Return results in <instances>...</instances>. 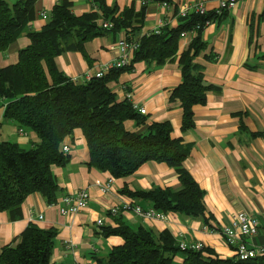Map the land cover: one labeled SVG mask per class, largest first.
Here are the masks:
<instances>
[{
  "label": "trees",
  "instance_id": "obj_1",
  "mask_svg": "<svg viewBox=\"0 0 264 264\" xmlns=\"http://www.w3.org/2000/svg\"><path fill=\"white\" fill-rule=\"evenodd\" d=\"M36 2L0 0V53L24 33L29 39L19 51L18 61L0 68V111L4 108V122L37 135L28 148L0 139V212L18 218L23 203L36 193L48 204L58 201L62 189L53 168L70 161L64 144L81 130L89 148L86 164L90 168L116 179L133 175L148 161L165 162L177 171L178 188L124 189V194L142 200L147 205L144 207L202 219L210 225L206 192L184 167L190 145L173 137L170 121L149 124L128 97L119 96L112 83L135 69L137 63H145L146 71L152 72L174 61L182 33L197 29L189 48L179 55L182 81L169 97L183 108L182 130L194 128V107L205 105L209 94L219 89L205 80L203 67L196 62L208 48L203 32L206 22H220L228 11L193 13L179 18L177 27L165 24L158 33L142 34L147 4L140 11L132 6L120 12L106 0H93L96 9L78 15L70 0H59L47 23L35 30L30 23L35 19ZM100 20L113 26L104 27ZM122 31L139 44L129 66L89 81L72 79L58 68L57 57L67 51H80L91 62L86 43L107 32ZM206 57L217 60L208 54ZM102 234L121 236L124 243L104 257H95L96 264H264V257L245 263L236 256L220 258L210 248L182 250L172 234L145 226L133 228L121 223L117 228L103 227ZM57 236L56 228L30 224L1 249L0 264H55L52 256Z\"/></svg>",
  "mask_w": 264,
  "mask_h": 264
},
{
  "label": "crops",
  "instance_id": "obj_2",
  "mask_svg": "<svg viewBox=\"0 0 264 264\" xmlns=\"http://www.w3.org/2000/svg\"><path fill=\"white\" fill-rule=\"evenodd\" d=\"M15 1V0H12ZM74 11L84 14L96 9L93 0H70ZM59 0H37L35 19L30 27L41 30L47 20L43 12L51 13ZM171 9L160 2L147 4L142 34L160 29L165 24L179 25V10L187 4L200 3L207 12L215 11L221 0H170ZM109 7L120 12L134 7L143 8L142 0H106ZM100 24L104 21L100 20ZM126 33L107 32L86 43L91 62L80 51H67L57 57L58 68L72 79L82 78L87 71L94 72L101 64L119 58L114 45ZM195 36L180 40L179 54L174 61L152 72L146 71L143 62L137 63L131 72L123 73L112 88L124 98L132 94V100L146 108L149 124L170 121L173 137L182 138L190 145V155L184 167L206 192V204L212 215L210 225L202 219H192L169 213V219L146 220L134 212H120L111 216L109 211L134 198L123 193L154 187H179L175 168L165 162L148 161L133 175L116 179L108 172L90 168L89 148L81 130L67 139L72 150L65 166L53 170L62 189L58 201L48 204L36 193L30 195L21 207L18 218L10 212H0V252L12 243L30 224L41 228H56L58 236L52 256L55 264H96L95 257L106 256L112 248L122 245L121 236L102 234L103 227L117 228L126 223L133 228L145 226L157 232H168L178 243L202 242L220 258L235 257V247L226 243L223 228L239 212L256 216L264 228V0H239L235 8L219 22H212L203 32L208 44L206 52L196 62L203 67L204 77L219 89L211 92L205 105L194 107L195 127L182 130L183 108L180 102H170V92L182 81L179 55L189 48ZM29 39L24 33L13 42L6 52L0 53V68L14 64L19 51ZM212 56L216 61L206 57ZM4 108L0 111V139L12 140L28 148L36 138L34 132L20 134L19 127L4 122ZM110 191L102 190L104 185ZM87 190L91 194L88 208L74 216L61 213L65 204L61 199L71 193ZM147 206L140 200L138 203ZM147 208V207H146ZM104 225L99 227L97 221ZM251 246L264 245V232L251 240ZM183 261L178 259V263Z\"/></svg>",
  "mask_w": 264,
  "mask_h": 264
},
{
  "label": "built area",
  "instance_id": "obj_3",
  "mask_svg": "<svg viewBox=\"0 0 264 264\" xmlns=\"http://www.w3.org/2000/svg\"><path fill=\"white\" fill-rule=\"evenodd\" d=\"M239 0H221L217 11H230L235 8L238 4ZM151 2H155L154 0H142V4H149ZM162 6L166 9L172 8V3L169 1L160 2ZM206 8L200 3H193L184 5L178 12V17H187L193 13L206 14ZM50 14L48 12H43L41 18L44 20H48ZM211 24L210 21L206 22V26L208 27ZM104 27L111 28L113 24L111 22H104ZM157 33L159 29L155 30ZM197 29L191 31H185L182 33V38H187L188 36H195ZM139 44L136 40H129L127 35L118 40V42L114 45V48L119 53V58L107 63L99 65L94 72L87 71L82 78H78L84 81H89L94 77L102 78L106 73L113 69L124 68L130 65L135 51L138 49ZM76 79V80H78ZM134 105V108L140 111L143 115L147 114L146 108H140L133 100L132 94L128 93L127 96ZM20 134L27 136L29 134L28 131L19 128ZM72 146L69 142H65L63 150L66 154L69 155L71 152ZM111 186L109 184L104 185L102 190L107 192L110 191ZM91 201V194L87 190L71 193L69 195L64 196L61 199V202L65 205L61 207V213L66 216H74L88 208V205ZM120 212H134L139 217L146 220H162L166 221L169 219V214L156 210L150 207H144L139 204L137 200H132L126 202L122 206H115L110 209L109 213L111 216H116ZM99 227L104 225V221L99 219L97 221ZM261 232H264V228L261 227L260 221L256 216H253L247 212H239L231 219V222L223 228L222 234L224 235L225 241L228 245L235 247V256L241 262L250 263L258 258L264 257V245H254L251 246L249 243H252L251 240L254 237H257ZM205 247L202 242H181L180 248L182 250H196L200 251ZM85 264H93L92 262H86Z\"/></svg>",
  "mask_w": 264,
  "mask_h": 264
}]
</instances>
